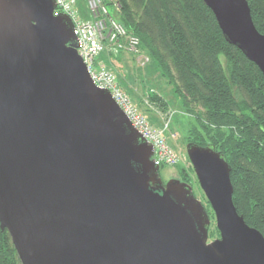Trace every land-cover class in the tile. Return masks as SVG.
Instances as JSON below:
<instances>
[{
    "label": "water",
    "instance_id": "water-1",
    "mask_svg": "<svg viewBox=\"0 0 264 264\" xmlns=\"http://www.w3.org/2000/svg\"><path fill=\"white\" fill-rule=\"evenodd\" d=\"M264 78L246 0H202ZM53 0H0V228L20 264H264V235L232 201L230 166L186 145L219 238L192 187L165 185L153 150L77 53Z\"/></svg>",
    "mask_w": 264,
    "mask_h": 264
},
{
    "label": "trees",
    "instance_id": "trees-1",
    "mask_svg": "<svg viewBox=\"0 0 264 264\" xmlns=\"http://www.w3.org/2000/svg\"><path fill=\"white\" fill-rule=\"evenodd\" d=\"M264 34V0H246ZM116 18L139 39L161 77L173 87L189 123L187 141L212 146L230 166L232 201L245 223L264 235V78L223 38L202 0H117ZM162 111L167 102L148 97ZM162 167H159V170ZM192 176L194 172L189 167ZM185 182L190 177L183 174ZM208 203V202H207ZM207 212L214 218L206 205ZM209 210V211H208ZM216 230V229H215ZM215 233L219 234L216 230ZM219 237V235H218ZM0 264H20L0 228Z\"/></svg>",
    "mask_w": 264,
    "mask_h": 264
},
{
    "label": "built area",
    "instance_id": "built-area-1",
    "mask_svg": "<svg viewBox=\"0 0 264 264\" xmlns=\"http://www.w3.org/2000/svg\"><path fill=\"white\" fill-rule=\"evenodd\" d=\"M53 1V16L65 15L72 22L77 53L86 66L92 84L110 93L132 128L151 145V159L156 166H176L179 157L168 144L164 130L149 124L130 97L118 87L115 75L97 60L106 45L115 54L123 48L140 54L139 39L128 33L116 18L120 9L117 0H83L85 14L78 10V0Z\"/></svg>",
    "mask_w": 264,
    "mask_h": 264
},
{
    "label": "rangeland",
    "instance_id": "rangeland-1",
    "mask_svg": "<svg viewBox=\"0 0 264 264\" xmlns=\"http://www.w3.org/2000/svg\"><path fill=\"white\" fill-rule=\"evenodd\" d=\"M77 7L82 14H85L83 0H78ZM97 60L115 75L118 87L130 97L149 124L164 130L168 144L177 153L179 163L176 166L160 168L159 178L161 181L167 183L175 179L190 185L194 197L201 202L206 210L207 200L199 188L195 175L192 176L189 169L191 165L186 154V145L189 143L187 141L189 123L192 120L185 114L181 103L174 94L173 87L161 77L160 71L141 52L134 54L127 48H123L115 54L110 52L106 45ZM152 93L159 94L167 102L168 109L166 111H162L150 103L148 97ZM183 174L191 178L190 182L184 181ZM207 214L210 219L208 242H211L218 239L219 234L215 233L217 229L214 218H211L208 212Z\"/></svg>",
    "mask_w": 264,
    "mask_h": 264
},
{
    "label": "flooded vegetation",
    "instance_id": "flooded-vegetation-1",
    "mask_svg": "<svg viewBox=\"0 0 264 264\" xmlns=\"http://www.w3.org/2000/svg\"><path fill=\"white\" fill-rule=\"evenodd\" d=\"M162 184L165 185L166 183H163V181H162Z\"/></svg>",
    "mask_w": 264,
    "mask_h": 264
}]
</instances>
